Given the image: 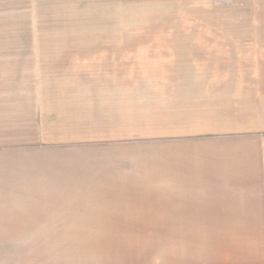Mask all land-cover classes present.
<instances>
[{
    "label": "crops",
    "instance_id": "1",
    "mask_svg": "<svg viewBox=\"0 0 264 264\" xmlns=\"http://www.w3.org/2000/svg\"><path fill=\"white\" fill-rule=\"evenodd\" d=\"M236 51L253 54L208 48L203 69L172 62L173 91L204 111L200 131L168 135L124 129L129 117L145 118L122 96L130 86L75 84L65 60L1 57L0 238L145 237L160 228L182 239L184 264H226L204 256L209 239L264 223V69L235 68L224 53ZM122 62L114 66H130Z\"/></svg>",
    "mask_w": 264,
    "mask_h": 264
},
{
    "label": "rangeland",
    "instance_id": "2",
    "mask_svg": "<svg viewBox=\"0 0 264 264\" xmlns=\"http://www.w3.org/2000/svg\"><path fill=\"white\" fill-rule=\"evenodd\" d=\"M208 48L252 50V55L224 54L238 60L235 68L264 69V0H0V60H65V75L74 77L75 84L130 86L132 93L122 95L129 98L130 113L138 106L145 109L144 119L129 117L124 129L130 134L168 135L185 127L203 128L201 104H182L173 91L176 74L171 65L184 59L203 69L208 60L203 51ZM103 59L110 67H89L90 61ZM122 61H130L129 69L114 66ZM227 66L233 68L234 63ZM252 225L237 229L243 234L236 231L234 237L209 239L204 256L226 264H264V223ZM143 233L156 236L0 238V264L187 262L179 252L186 248L182 239L167 236L169 230Z\"/></svg>",
    "mask_w": 264,
    "mask_h": 264
}]
</instances>
